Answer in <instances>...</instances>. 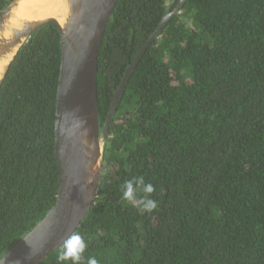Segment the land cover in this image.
I'll list each match as a JSON object with an SVG mask.
<instances>
[{
    "label": "trees",
    "instance_id": "16d2710c",
    "mask_svg": "<svg viewBox=\"0 0 264 264\" xmlns=\"http://www.w3.org/2000/svg\"><path fill=\"white\" fill-rule=\"evenodd\" d=\"M180 1H117L99 49L101 129L128 66ZM60 63L51 20L0 87V258L56 200ZM133 177L154 185L153 212L122 198ZM76 233L81 264H264V0H187L164 26L126 85Z\"/></svg>",
    "mask_w": 264,
    "mask_h": 264
},
{
    "label": "water",
    "instance_id": "95a60500",
    "mask_svg": "<svg viewBox=\"0 0 264 264\" xmlns=\"http://www.w3.org/2000/svg\"><path fill=\"white\" fill-rule=\"evenodd\" d=\"M117 1L11 0L0 12V87L35 29L54 20L61 36L55 118L58 193L46 215L0 258V264H40L76 232L95 201L104 145L129 78L148 47L187 0H181L163 16L128 66L101 129L97 85L99 49Z\"/></svg>",
    "mask_w": 264,
    "mask_h": 264
},
{
    "label": "clouds",
    "instance_id": "9594fccd",
    "mask_svg": "<svg viewBox=\"0 0 264 264\" xmlns=\"http://www.w3.org/2000/svg\"><path fill=\"white\" fill-rule=\"evenodd\" d=\"M154 192V185L146 183L143 177H133L122 185V198L147 213L158 207L157 201L152 198ZM86 248L87 244L82 235L73 232L63 241L56 258L57 264H81ZM87 264H99V261L95 257H89Z\"/></svg>",
    "mask_w": 264,
    "mask_h": 264
},
{
    "label": "bare ground",
    "instance_id": "6f19581e",
    "mask_svg": "<svg viewBox=\"0 0 264 264\" xmlns=\"http://www.w3.org/2000/svg\"><path fill=\"white\" fill-rule=\"evenodd\" d=\"M57 15V17L61 20V17H60V15L59 14H56Z\"/></svg>",
    "mask_w": 264,
    "mask_h": 264
}]
</instances>
